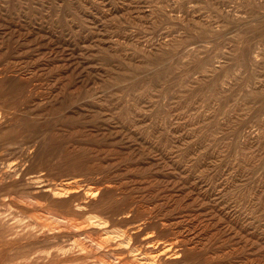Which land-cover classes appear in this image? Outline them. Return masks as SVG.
<instances>
[{"label":"rangeland","instance_id":"1","mask_svg":"<svg viewBox=\"0 0 264 264\" xmlns=\"http://www.w3.org/2000/svg\"><path fill=\"white\" fill-rule=\"evenodd\" d=\"M0 264H264V0H0Z\"/></svg>","mask_w":264,"mask_h":264}]
</instances>
